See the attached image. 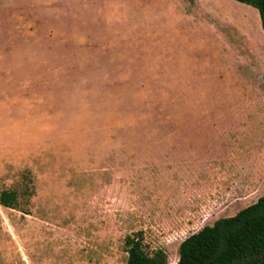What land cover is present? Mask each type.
Wrapping results in <instances>:
<instances>
[{"label":"rangeland","instance_id":"rangeland-1","mask_svg":"<svg viewBox=\"0 0 264 264\" xmlns=\"http://www.w3.org/2000/svg\"><path fill=\"white\" fill-rule=\"evenodd\" d=\"M27 171L33 194L0 204V264H127L139 231L176 264L264 195L259 10L0 0V191Z\"/></svg>","mask_w":264,"mask_h":264},{"label":"trees","instance_id":"trees-1","mask_svg":"<svg viewBox=\"0 0 264 264\" xmlns=\"http://www.w3.org/2000/svg\"><path fill=\"white\" fill-rule=\"evenodd\" d=\"M257 8L264 28V0H238ZM20 188L0 191V204L17 208L22 197L34 192L31 172L23 174ZM127 264H169L163 249L146 250L142 231L126 236ZM176 264H264V195L228 217L218 218L187 236L179 247Z\"/></svg>","mask_w":264,"mask_h":264},{"label":"crops","instance_id":"crops-1","mask_svg":"<svg viewBox=\"0 0 264 264\" xmlns=\"http://www.w3.org/2000/svg\"><path fill=\"white\" fill-rule=\"evenodd\" d=\"M252 180L253 181L251 182V184L253 183L254 185H248L244 190L241 191L242 194H249L250 192L254 191V188L257 189L259 181H260V177L258 176L257 180H255V178H253Z\"/></svg>","mask_w":264,"mask_h":264}]
</instances>
